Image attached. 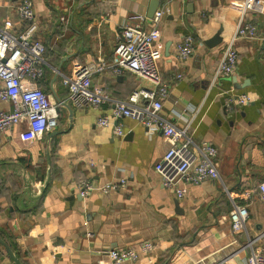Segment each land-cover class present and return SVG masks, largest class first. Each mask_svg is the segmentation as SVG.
<instances>
[{"label": "crops", "instance_id": "crops-1", "mask_svg": "<svg viewBox=\"0 0 264 264\" xmlns=\"http://www.w3.org/2000/svg\"><path fill=\"white\" fill-rule=\"evenodd\" d=\"M21 1L0 0V24L10 21L16 32L23 29L16 14ZM28 1L37 38L48 48V70L39 87L59 104V117L57 127L39 140H23L25 123L0 133V240L22 264H109L110 251L144 242L155 245L152 262L122 264H243L247 238L264 235V202L256 189L264 182V2L244 17L256 26V39L237 41L233 74L208 90L239 24L243 0ZM152 1L164 10L158 64L169 87L161 115L179 128L189 123L195 145L215 148L220 176L181 183V196L163 187L155 171L168 149L159 132L148 135L130 119L118 121L122 137L113 125L98 127L97 119L111 108L73 107L60 77L51 73V68L67 75L75 65L110 64L120 26L131 14L148 18ZM188 37L194 51L182 61L178 46ZM92 81L120 100L146 86L134 74L113 76L110 69ZM243 94L252 101L238 105L236 97ZM9 110L10 104L0 102V111ZM119 179L125 185L109 194L93 190L79 196L83 182L98 187ZM246 201L247 233L235 235L229 212ZM0 264H13L1 244Z\"/></svg>", "mask_w": 264, "mask_h": 264}, {"label": "built area", "instance_id": "built-area-1", "mask_svg": "<svg viewBox=\"0 0 264 264\" xmlns=\"http://www.w3.org/2000/svg\"><path fill=\"white\" fill-rule=\"evenodd\" d=\"M259 2L264 0H243L239 24L226 43L208 90L220 79L229 78L233 74L238 60L235 47L237 41L256 39V26L251 22H244V17L248 11L256 10ZM16 14L23 22L20 32L13 30L10 21L0 24V102L11 106L9 111H0V133L25 123L27 130L22 134L23 140H39L57 127L59 104L39 87L48 64L44 58L45 46L37 38L38 26L31 2L22 0L16 7ZM163 16L164 10L160 8L152 18L141 14L126 17L120 26L119 38L113 49L110 64L91 62L75 65L67 75L57 72L56 68L51 69L60 77L62 86L67 90V101L73 107L98 109L108 105L111 108L109 114L97 119L98 127L113 125L115 135L122 137L124 131L118 121L130 119L143 125L148 135L159 132L168 144V149L155 165V171L163 187L173 189L177 196H181L185 192L179 187L181 183L197 185L209 180H220V176L213 164L215 148L207 142L195 145L188 135L189 123L179 128L161 115L163 100L169 87L161 78L158 64L162 57L157 43ZM193 51L194 40L188 37L179 44L178 57L183 61ZM106 69H110L113 76L134 74L146 86H137L123 100L113 98L102 86L92 81L96 74ZM180 78V75L176 76L177 80ZM236 98L238 105L252 101L250 94ZM124 185L123 179L98 187L92 186L90 182H83L79 188V196L86 198L93 190L106 195ZM256 189L260 201L264 202V182L259 183ZM242 197L249 199L248 195ZM248 217L247 201L241 205L233 204L229 212L233 234L246 235ZM262 238L264 235L247 238L248 254L243 258V264H264ZM154 250L155 245L151 242H144L136 249L112 250L108 253L109 264L128 261L151 263Z\"/></svg>", "mask_w": 264, "mask_h": 264}, {"label": "water", "instance_id": "water-1", "mask_svg": "<svg viewBox=\"0 0 264 264\" xmlns=\"http://www.w3.org/2000/svg\"><path fill=\"white\" fill-rule=\"evenodd\" d=\"M159 6V2L158 1H152L150 3V8H149V12H148V18H152L153 14L155 13L156 9ZM214 39L211 40L210 42H207L206 45L212 47L214 43ZM59 70L57 69V72ZM56 77V76H55ZM0 244L4 247L7 255L9 256L10 260L13 262V264H21L20 261L15 257L14 253L11 251V249L0 240Z\"/></svg>", "mask_w": 264, "mask_h": 264}, {"label": "trees", "instance_id": "trees-1", "mask_svg": "<svg viewBox=\"0 0 264 264\" xmlns=\"http://www.w3.org/2000/svg\"><path fill=\"white\" fill-rule=\"evenodd\" d=\"M44 46H45V45H44ZM47 52H48V48H47V46H45V53H44V58H45V60H47V59H46V56H48V53H47ZM47 70H48V69H46V71H47ZM46 71H45V72H46ZM50 71H51V70H50ZM51 73H52V71H51ZM44 78H45V76H44ZM43 92L46 93L45 91H43ZM46 94H47V93H46ZM127 97H128V96H127ZM127 97H126V98H127ZM21 264H22V263H21Z\"/></svg>", "mask_w": 264, "mask_h": 264}]
</instances>
